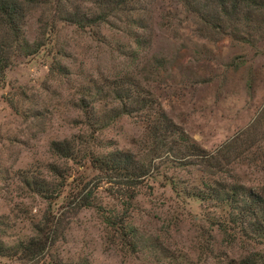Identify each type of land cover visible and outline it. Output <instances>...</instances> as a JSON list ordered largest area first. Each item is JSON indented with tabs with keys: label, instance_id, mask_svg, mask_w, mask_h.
<instances>
[{
	"label": "rangeland",
	"instance_id": "1",
	"mask_svg": "<svg viewBox=\"0 0 264 264\" xmlns=\"http://www.w3.org/2000/svg\"><path fill=\"white\" fill-rule=\"evenodd\" d=\"M253 1L261 7L247 16L250 29L244 20L228 22L219 32L198 26V16L178 0H144L132 16L112 17L109 25L90 32L54 23V34L40 37L42 50L19 61L0 87V241L25 240L45 214L46 201L25 182L47 181V165L59 164L70 175L66 193L97 184L87 165L54 156L53 143L79 144L90 132L96 138V146H89L93 151L136 150L144 125L133 116H116L110 95L114 78L138 82L208 152L250 127L264 106V0L250 5ZM72 2H79L80 15L95 13L92 0ZM35 20L26 33L29 41L42 33ZM130 33L146 35L143 49H135ZM54 65L64 68V76L50 73ZM247 163L234 164L226 176L264 186V166ZM201 176L192 168H162L128 210L118 197L120 186L101 183L93 196L105 210L124 215L140 237L138 250L115 237L95 210L84 209L64 216L63 234L51 262L44 264H240L246 259L264 264V238L223 227V209L179 196L168 186L173 179L181 182L179 188L197 187ZM0 264L21 263L0 259Z\"/></svg>",
	"mask_w": 264,
	"mask_h": 264
},
{
	"label": "trees",
	"instance_id": "2",
	"mask_svg": "<svg viewBox=\"0 0 264 264\" xmlns=\"http://www.w3.org/2000/svg\"><path fill=\"white\" fill-rule=\"evenodd\" d=\"M143 1L92 0L95 13L80 15L79 2L74 4L72 0H0V87L5 83L7 72L19 61L42 50L44 44L40 42V37L52 36L54 23H65L84 32L93 31V28L100 30V26L110 24L112 17L120 14L132 16L135 5ZM178 1L184 9L198 16V26L216 32L228 22L238 24L242 20L244 27L250 29L252 19L247 16L261 7L254 1L250 5L251 0ZM36 16L38 20H35ZM43 18L47 19L46 24L42 23ZM34 20L42 23L39 34L42 33L29 41L26 33ZM132 21L138 23V18ZM127 38L133 42L135 49H143L148 41L146 35L137 33H130ZM132 57L136 58L134 53L130 54L133 60ZM50 73L64 76V68L54 65ZM110 89L113 103L118 106L116 116H133L144 125L136 150L93 151L90 147L96 146V138L90 132L79 139V144L77 140L53 143L54 156L66 163L77 161L78 166L87 165L96 173L97 184L90 190L87 185L76 186L66 193L70 175L56 163L47 165V181H26L34 194L46 201L48 208L39 222L32 225L28 238L12 244L0 241V259L21 264L51 262L52 253L63 234L64 216L76 215L84 209L95 210L115 237L124 241L133 252L137 251L140 237L136 230L124 221V215L105 210L93 194L101 183L117 184L120 186L118 197L128 210L132 208L141 187L162 168L173 171L192 168L201 173L197 187L179 188L181 182L173 179H169L168 186L179 196L210 202L223 209V227L244 237L264 238V186H248L238 180L230 181L231 178L226 176L234 164L243 161L256 167L259 164L264 166V146L261 145L264 143V106L250 127L215 151L208 152L195 144L138 82L129 78H114ZM93 121L94 125H98ZM94 125L91 124L93 128ZM59 201L61 205L58 206ZM239 263L252 264L248 259Z\"/></svg>",
	"mask_w": 264,
	"mask_h": 264
}]
</instances>
